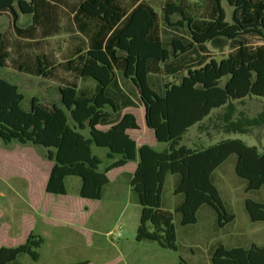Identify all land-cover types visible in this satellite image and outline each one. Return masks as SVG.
I'll return each instance as SVG.
<instances>
[{
    "label": "trees",
    "instance_id": "1",
    "mask_svg": "<svg viewBox=\"0 0 264 264\" xmlns=\"http://www.w3.org/2000/svg\"><path fill=\"white\" fill-rule=\"evenodd\" d=\"M226 1L234 8L232 21L226 19L222 0H214V18L202 31L193 28V18L180 0L166 1L163 12L167 25L187 27L191 38L188 42L174 38L171 53L155 32L157 24L152 8L137 5L119 26L126 13L118 0H84L79 13L100 20L109 33L85 52L80 70L83 77L98 82L99 90L88 95L79 93L75 86L61 87L60 101L65 109L56 104L48 106L33 97L30 110L25 111L21 107L24 96L18 86L0 78V140L4 144L16 141L46 149L45 157L54 163L46 185V191L52 194H67L66 178L77 176L82 180L79 190L82 198L101 199L103 188L110 181L108 171L137 160L130 185L141 205L138 241L153 240L163 248L177 250L174 213L162 207V191L168 174L180 177L174 192L183 194L184 201L175 211L181 214L183 225L196 223L198 210L205 204L215 210L221 226L233 221L235 215L227 211L212 174L235 154L236 174L247 180V191L258 190L264 186V152L240 138H222L208 145L194 143L202 145L197 147H188L182 140L192 126L230 101L248 96L264 98V45L251 52L241 42L235 53L220 60L211 58L200 67L189 68L180 80L167 81L163 94L157 93L148 79L151 61L177 57L197 44L218 37L234 40L248 34L264 40V0ZM35 2L0 0V16L11 12L17 35L22 36L27 29L17 24L19 12L36 16ZM42 2L43 20L46 13L50 15L46 21L50 19L52 24L54 12L45 9L48 1ZM173 15H179L180 19L174 22ZM7 57L0 35V67L6 64ZM118 61H123V75L136 86L145 105L147 126L154 131L157 141L168 144L164 150L148 144L137 146L127 132L139 128L132 113H126L105 131L98 128L111 116L108 108L117 110L106 88L115 79ZM44 69L41 62L37 74L46 75ZM94 146L107 148L108 158L117 159L102 169L103 161L93 152ZM245 206L252 221H264V202L246 198ZM43 243L42 237L31 233L17 246L3 245L0 264H13L22 254L38 261ZM212 264H264V244H253L250 248H228L221 244L213 254Z\"/></svg>",
    "mask_w": 264,
    "mask_h": 264
},
{
    "label": "rangeland",
    "instance_id": "2",
    "mask_svg": "<svg viewBox=\"0 0 264 264\" xmlns=\"http://www.w3.org/2000/svg\"><path fill=\"white\" fill-rule=\"evenodd\" d=\"M45 1H48L45 9L57 13L56 26L60 25L54 28L52 22L48 35L41 31L49 24L48 20H43L42 0L35 2L36 16L19 12L17 24L27 29L22 36L17 35L11 12H4L0 16V35L3 48L8 52L6 64L0 67V78L18 86L24 96L21 107L25 111L30 110L33 97L39 98L43 104H56L64 108L59 97L61 87L75 86L79 93L86 92L88 95L95 94L100 87L93 78L83 77L80 70L85 51L108 35L105 25L98 19L76 14L84 0ZM166 1L118 0V5L126 12H131L139 4L152 8L157 24L155 32L164 47L172 53L174 38L184 42L191 38L187 27L167 25L163 12ZM213 1L180 0L186 13L193 18L195 30L202 31L212 22L215 13ZM58 2L64 7L57 6ZM15 5L17 7V3ZM222 6L226 11V19L231 22L234 8L226 0H222ZM51 17L54 19V14ZM178 19L179 15L172 16L174 22ZM47 31L48 28L45 33ZM241 42L251 52L264 45V40L256 34L234 40L218 37L197 44L192 50L177 57L171 56L166 61H151L150 85L154 90L162 92L165 82L180 80L189 68L200 67L211 58L220 60L235 53ZM39 60L46 75L37 74ZM123 66V61L115 63L116 80L106 89V94L117 100L121 94L117 87L120 78L125 79L129 93L138 95L136 86L123 75ZM189 132L186 139H183L185 145H191L196 139L208 145L229 137L257 145L264 152V98L248 96L230 101L228 105L215 109L204 122ZM93 149L103 160L101 166L109 161L105 155L107 148L94 146ZM37 153L44 156L46 149L16 141L5 145L0 140V179H7L6 176L26 170L30 174L28 179L32 202L22 204L20 199L0 198V224L7 220L14 227L10 235L7 234V227L0 229V244L17 246L23 243L29 231L39 234L45 240V245L39 249L41 257L38 261H34L28 254H22L14 264H212L213 254L221 244L228 248H250L253 244H264V221H252L245 206L246 198L264 202V186L247 191V180L239 177L235 171V154L212 176L227 211L235 215L233 221L224 226L219 224L217 213L207 204L198 210L196 223L183 225L181 214L175 209L184 201V195L174 192L178 184L175 179L177 175H167L162 191V207L174 213L177 250H173L163 248L153 240L136 239L141 205L126 177L112 181L105 189L103 198L101 196L102 199L89 201L85 205L79 195L82 180L77 176L66 178L67 195H48L44 189V174ZM7 184L15 186L20 183L0 180V189H8ZM12 201L16 202V215L12 214V203H9ZM21 208L33 215L34 208L38 215L51 210L52 220L47 222L40 216H29L19 222ZM42 220L49 223L50 227H43Z\"/></svg>",
    "mask_w": 264,
    "mask_h": 264
},
{
    "label": "crops",
    "instance_id": "3",
    "mask_svg": "<svg viewBox=\"0 0 264 264\" xmlns=\"http://www.w3.org/2000/svg\"><path fill=\"white\" fill-rule=\"evenodd\" d=\"M59 3V2H58ZM57 3V4H58ZM57 6H59L60 8L64 7L61 3H59ZM136 6V5H135ZM79 7L80 5L78 6V10L76 11V14L79 13ZM63 10V9H62ZM66 11V10H65ZM126 15L125 17L130 13L129 12H126L125 10H123ZM4 13V12H3ZM6 13V12H5ZM81 16L83 17H86L85 15H83L82 13H80ZM46 17H50V15H45L44 16V20L46 21ZM54 25L55 27L54 28H58L60 25H57L56 26V18H57V13L54 12ZM87 18V17H86ZM125 19V18H124ZM124 19L121 23L124 22ZM50 22V19L48 20ZM51 25L52 24H48V27H47V24L44 26V29H42L41 31L42 32H46L47 28H48V31H50L51 29ZM46 34V33H45ZM49 34V33H48ZM109 34V33H108ZM87 51V50H86ZM85 51V52H86ZM122 70V69H121ZM116 71H115V79L116 80ZM148 79H149V75H148ZM120 83H117V87H118V90H119V98L117 100V98H115L114 96H111V95H108L109 97H111L115 104H116V107H117V110L116 111H113L111 108H108V111L111 113V116L108 117L107 119H105L104 121H102L99 125H98V128L101 129V130H107L110 128L111 125L119 122L121 120V118L126 114V113H132L135 115L136 119H137V122L139 124V128L138 129H129L127 132L129 133V135L136 141L137 143V146L140 147L144 144H148V145H151L152 147H154L155 149L157 150H164L168 144L165 143V142H159L157 141L156 137H155V133L152 129H150L147 124H146V118H145V113H146V109H145V105L143 104V102L140 100V97H139V94H131L129 93V91L126 90V82H125V79H122L120 78ZM166 83V82H165ZM164 83V84H165ZM150 84V82H149ZM107 89V88H106ZM137 90V88H136ZM128 93H127V92ZM157 91V90H156ZM138 92V90H137ZM157 93L159 94H163L164 93V85H163V90L162 92H159L157 91ZM59 97H60V94H59ZM48 106H52V105H49V104H46ZM208 118V117H207ZM205 120V119H204ZM204 120L202 122H204ZM200 122V123H202ZM198 123V124H200ZM198 124H195L194 126H192L188 132L185 134L184 138L188 136V134L190 133L189 131L191 129H193L195 126H197ZM183 138V139H184ZM186 139V138H185ZM199 139H196L194 142H192L191 145L187 144L186 146L188 147H197V146H202V145H194V143H201L200 140L198 141ZM2 142V141H1ZM2 144H4L2 142ZM182 144H183V140H182ZM5 145H8V144H5ZM185 145V144H184ZM93 152H94V149H93ZM95 153V152H94ZM107 153L108 151L106 152V158H108L107 156ZM37 158H38V162L42 165V169H43V185H44V189L46 191V185H47V181H48V178H49V175H50V171H51V168L53 166V161L51 160H48L47 158H45V155L43 156L42 154H36ZM234 155H231L221 166H219L212 174V176L214 174H216V172H218V170H220V168L228 161V160H231ZM117 158L115 159H110L108 158V162L106 164H104L103 166H101V168L103 169L104 167L110 165L114 160H116ZM235 160V163L237 161V156H235L234 158ZM103 161V160H102ZM137 163L138 161L137 160H132V161H129L127 162L125 165L123 166H120V167H115V168H112L111 170L108 171V177H109V183L103 188V191H102V198H103V194H104V191L105 189L110 186L111 182L112 181H116L118 180L119 178H124L126 177V179L130 180L131 181V178L136 170V167H137ZM103 164V162H102ZM176 175V174H175ZM29 176L30 174L26 172V170H24L23 173H16V174H13L11 176H6L7 179H0L2 180L3 182H6L8 183L10 180L12 181H16L17 183H20V184H17L15 186L13 185H9L7 184V188L6 190L4 189H0V198H11V199H20L21 203L22 204H29L31 202V199H30V185H29ZM113 177H114V180H113ZM167 178V177H166ZM176 179V183L179 182L180 180V177L179 175H177L175 177ZM6 180V181H5ZM81 187V185H80ZM47 192V191H46ZM48 195H51L52 193H49L47 192ZM67 194H68V189H67ZM65 194V195H67ZM53 195H57V196H65V195H62V194H53ZM82 198V197H81ZM101 198V199H102ZM83 201H85V205H87V202L89 201H92L94 199H88V198H82ZM96 201H99L96 200ZM10 204L12 203V214L13 215H16L17 213V209H15V204L16 202H9ZM33 207V206H32ZM35 210V213L34 215L33 214H30L29 212L25 211L24 208H21V211H20V217H19V222L22 221L23 217H29V216H40L39 218H43L45 219L47 222H49L50 220H52L50 217H52L51 215H53L51 212V210H48L47 212L45 213H42V215H38L36 209L34 208ZM55 216V215H54ZM0 219H2V217L0 216ZM55 221V220H53ZM43 227L46 226V227H50V224L43 221ZM2 227H7L8 228V235L10 234H13V226L11 225V223L9 221H2V223L0 224V229ZM33 233L32 231H29L27 233V235L25 236L24 238V241L27 239V237L29 236V234ZM39 236V234H36ZM54 235V234H53ZM23 241V242H24ZM45 245V240H44V243L42 245V247ZM2 245L0 244V247ZM42 247L40 249H42ZM41 257V256H40ZM14 264V263H13ZM88 264V263H87Z\"/></svg>",
    "mask_w": 264,
    "mask_h": 264
}]
</instances>
